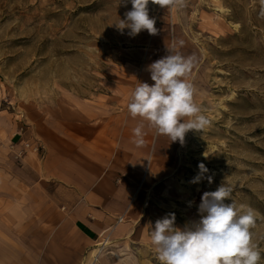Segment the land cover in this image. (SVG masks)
Segmentation results:
<instances>
[{"label":"rangeland","instance_id":"374dc122","mask_svg":"<svg viewBox=\"0 0 264 264\" xmlns=\"http://www.w3.org/2000/svg\"><path fill=\"white\" fill-rule=\"evenodd\" d=\"M131 8L120 0H0V180L18 179L28 155L18 132L57 110L86 104L129 115L135 87L154 84L148 65L175 44L195 57L188 80L209 124L189 130L183 144L156 134L159 174L141 183L144 214L130 223L131 237L118 238L117 264H159L155 222L174 213L176 227L193 226L203 193L221 184L254 210L264 264V0H150L157 33L134 37L115 26ZM200 163L209 171L191 183Z\"/></svg>","mask_w":264,"mask_h":264},{"label":"crops","instance_id":"0c3cea01","mask_svg":"<svg viewBox=\"0 0 264 264\" xmlns=\"http://www.w3.org/2000/svg\"><path fill=\"white\" fill-rule=\"evenodd\" d=\"M138 123L83 104L18 132L28 155L18 179L0 180V264H94L107 230L111 242L97 264L118 263V238L131 237L130 223L144 214L141 183L159 174L156 130L143 122L146 143L137 147Z\"/></svg>","mask_w":264,"mask_h":264},{"label":"clouds","instance_id":"9594fccd","mask_svg":"<svg viewBox=\"0 0 264 264\" xmlns=\"http://www.w3.org/2000/svg\"><path fill=\"white\" fill-rule=\"evenodd\" d=\"M131 3L115 26L129 35H138L147 30L155 35V19L150 18V0H120ZM161 6L174 5L178 0H152ZM183 45V41L179 42ZM173 44L169 54L148 65L153 85L139 83L132 91L127 110L132 118L139 117L141 123L133 128L132 143L145 145L143 122L156 130L157 135L166 136L170 142L184 143L189 130H203L209 120L200 113L193 100V87L188 76L194 66L195 57L182 56ZM189 119L185 122L184 118ZM191 183H198L209 170L203 163ZM209 183L212 177L207 176ZM232 188L221 184L217 190L204 192L198 211L201 219L184 229L175 226V214L169 213L155 222L151 229V242L157 252L159 264H259L261 251L253 242L251 229L255 226L256 214L246 205H237L231 199ZM231 200V203H225Z\"/></svg>","mask_w":264,"mask_h":264},{"label":"built area","instance_id":"2783aa9c","mask_svg":"<svg viewBox=\"0 0 264 264\" xmlns=\"http://www.w3.org/2000/svg\"><path fill=\"white\" fill-rule=\"evenodd\" d=\"M36 151L39 150L38 148L35 149ZM124 218L123 217H120L117 219V223H123L124 222ZM111 242V231L110 230H107V231H104L102 233V235L100 236V240L99 242L97 243V247H102V249L105 247V245H107L108 243L110 244Z\"/></svg>","mask_w":264,"mask_h":264},{"label":"bare ground","instance_id":"6f19581e","mask_svg":"<svg viewBox=\"0 0 264 264\" xmlns=\"http://www.w3.org/2000/svg\"><path fill=\"white\" fill-rule=\"evenodd\" d=\"M109 246V243L105 245V247L102 249V247H95L93 251V258H94V264H97L99 262V258L102 256L103 251Z\"/></svg>","mask_w":264,"mask_h":264}]
</instances>
